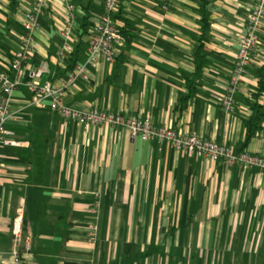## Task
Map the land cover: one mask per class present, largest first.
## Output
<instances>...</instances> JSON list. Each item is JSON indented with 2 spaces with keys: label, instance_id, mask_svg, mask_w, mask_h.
Here are the masks:
<instances>
[{
  "label": "crops",
  "instance_id": "crops-1",
  "mask_svg": "<svg viewBox=\"0 0 264 264\" xmlns=\"http://www.w3.org/2000/svg\"><path fill=\"white\" fill-rule=\"evenodd\" d=\"M10 1L0 0V74L12 72L22 21L36 2L19 0L13 10ZM76 1L74 57L65 66L58 57L66 0H46L34 31L35 53L26 61L28 69L45 63L37 80L63 88V105L150 117L155 124L264 156V120L245 146V121L260 91L256 70L264 66V35L252 72L239 86L235 110L222 107L254 0H210L207 63L196 92L185 102L186 80L200 63L203 33L195 1L123 0L116 16L133 25L132 39L118 45L113 66L100 59L87 70L88 77L70 83L71 65L88 58L90 32L105 0ZM88 8L94 24L82 37L78 21ZM24 81L14 91L15 115L8 123L23 144L0 147V162L7 165L0 186V264H13L12 228L18 215L25 226L21 264H182V251L188 249H231L242 258L248 252L264 254L261 169L190 156L171 143H144L126 127H86L56 113L51 98L43 107L30 105V76ZM1 94L0 81V99ZM99 201V239L93 243L90 208ZM128 243L134 246L127 253Z\"/></svg>",
  "mask_w": 264,
  "mask_h": 264
},
{
  "label": "built area",
  "instance_id": "built-area-1",
  "mask_svg": "<svg viewBox=\"0 0 264 264\" xmlns=\"http://www.w3.org/2000/svg\"><path fill=\"white\" fill-rule=\"evenodd\" d=\"M122 4V0H105L102 14L90 32L88 44V58L82 64H77L69 73V82L73 83L80 77H88L87 70L98 65L103 59L107 67L113 66L118 55V45L123 40L121 25L115 16ZM46 6V0H36L34 7L22 21V35L19 47L13 52L11 60L12 72L0 74L2 94L0 99V147L18 146L23 141L15 137V131L9 128L8 123L15 115L13 109L14 91L25 83L27 75L32 94L30 105L43 107L48 98L52 99L53 110L65 117L80 121L86 127L93 125L108 124L115 127H126L134 138L142 142L165 145L171 143L176 149L186 150L190 156L198 154L213 161L223 160L231 165L242 164L249 167H257L264 172V156L249 150L237 152L225 144L201 137L198 134L186 133L178 128L155 124L150 117L126 115L118 111L100 109L98 107L89 112H82L65 106L61 98L65 93L63 88L54 89L50 81L41 84L37 79L46 71L45 63L34 65L28 69L26 61L35 53L34 31L39 26V14ZM68 19L60 26L61 44L58 53L59 60L65 66L74 57L76 48L75 21L77 18L78 4L76 0H66ZM169 6L164 4L162 9ZM264 35V0H254L250 9L245 31L238 41L237 61L230 78L228 88L222 99V107L227 112H233L237 103V92L244 77L251 74L254 58L262 46ZM7 165L0 162V186L4 185L1 178L6 171ZM101 202H95L90 208L92 227L90 241L96 243L99 239V221ZM23 216L18 215L13 224V264H21V241L23 234Z\"/></svg>",
  "mask_w": 264,
  "mask_h": 264
},
{
  "label": "trees",
  "instance_id": "trees-1",
  "mask_svg": "<svg viewBox=\"0 0 264 264\" xmlns=\"http://www.w3.org/2000/svg\"><path fill=\"white\" fill-rule=\"evenodd\" d=\"M197 3V12L201 16L200 20V28L202 30V36L200 38L201 46L199 51L197 52V58L199 60V66L194 74L193 77H188L186 80L188 91L186 95L184 96L183 102L191 98L194 93L196 92V79L200 78L203 74V68L205 64L207 63L206 55H205V46L209 42V33L212 28V18L210 14L211 9V1L210 0H192ZM11 7L13 10H15L18 6L19 0H11ZM123 2V0H122ZM122 5V4H121ZM116 20L119 21L117 18L122 21L121 30L123 39L128 38L129 40L132 39L133 34L131 33V30L133 29V25L130 23L128 19L121 18L120 16H115ZM79 25L78 29H82L80 32V35L83 37L86 35L88 30H90V27L94 24V21L91 19V9L88 8L87 13L84 15V18L78 21ZM1 44V42H0ZM4 48V47H3ZM76 63H73V65ZM71 67H75V65ZM70 67V65H69ZM258 80H259V93L255 97L254 102L252 103V114L249 119L245 121L246 128H247V139L245 142V146L249 145V142L251 138L256 134V132L262 127V121L264 120V105L261 103L262 98L264 97V66L262 68H258L256 70ZM246 150V149H245ZM243 151V150H241ZM23 232H25V226L23 227ZM132 244L128 243L125 244L124 251L127 253L130 252L133 249ZM155 251L153 249L150 253H145L140 255V258L147 257L149 255H152Z\"/></svg>",
  "mask_w": 264,
  "mask_h": 264
},
{
  "label": "rangeland",
  "instance_id": "rangeland-1",
  "mask_svg": "<svg viewBox=\"0 0 264 264\" xmlns=\"http://www.w3.org/2000/svg\"><path fill=\"white\" fill-rule=\"evenodd\" d=\"M188 241H191L190 237L188 238ZM196 251L198 256H195ZM196 251L189 249L187 251H182V255H184L181 258L182 264H264V254H261L260 252L255 253L254 257H252L254 252H248L245 254V257L242 258L238 251H233L231 249L225 252L221 250ZM175 258L177 259L178 257L176 256ZM172 260L175 259L173 258Z\"/></svg>",
  "mask_w": 264,
  "mask_h": 264
}]
</instances>
